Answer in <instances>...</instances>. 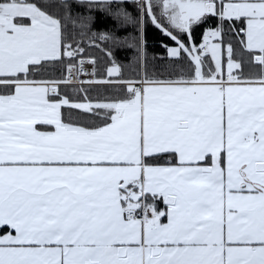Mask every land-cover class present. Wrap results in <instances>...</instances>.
I'll return each instance as SVG.
<instances>
[{"label": "snow or ice", "instance_id": "obj_1", "mask_svg": "<svg viewBox=\"0 0 264 264\" xmlns=\"http://www.w3.org/2000/svg\"><path fill=\"white\" fill-rule=\"evenodd\" d=\"M76 2L150 18L180 67L97 79L70 0H0V264H264V0Z\"/></svg>", "mask_w": 264, "mask_h": 264}, {"label": "trees", "instance_id": "obj_2", "mask_svg": "<svg viewBox=\"0 0 264 264\" xmlns=\"http://www.w3.org/2000/svg\"><path fill=\"white\" fill-rule=\"evenodd\" d=\"M46 4L53 5L58 0H44ZM68 9L61 7H49V11L62 18L65 26V35L69 42L82 46L84 52L81 58L96 60V78H106V69L112 66V60L121 67L125 80H139L145 74L159 78H169L180 66L173 65L168 56L165 45L175 46L174 42L165 36L160 29L141 18V23L132 21L123 22V18H117L111 14L96 8H89L84 4L70 0ZM126 10L131 16L140 15L135 3L129 2ZM159 9H157V13ZM84 25H87L84 27ZM216 18H211L206 25L194 29V37L197 43L203 42V37L209 28L218 27ZM110 34L115 40H101L102 34ZM226 39L235 38L225 26ZM112 56H108V52ZM49 78H59L62 69L55 65L49 67L45 73ZM93 98L120 95L124 92L114 86L94 85L90 90ZM165 163V161H159Z\"/></svg>", "mask_w": 264, "mask_h": 264}, {"label": "built area", "instance_id": "obj_3", "mask_svg": "<svg viewBox=\"0 0 264 264\" xmlns=\"http://www.w3.org/2000/svg\"><path fill=\"white\" fill-rule=\"evenodd\" d=\"M83 59H85L87 61L89 58H83ZM84 67H85V70L88 71V72H92V71L96 72V64L92 65V64L85 63ZM84 78H86V77L81 75V79H84Z\"/></svg>", "mask_w": 264, "mask_h": 264}, {"label": "rangeland", "instance_id": "obj_4", "mask_svg": "<svg viewBox=\"0 0 264 264\" xmlns=\"http://www.w3.org/2000/svg\"><path fill=\"white\" fill-rule=\"evenodd\" d=\"M131 1V0H130Z\"/></svg>", "mask_w": 264, "mask_h": 264}]
</instances>
